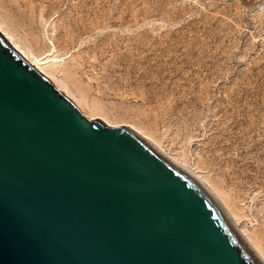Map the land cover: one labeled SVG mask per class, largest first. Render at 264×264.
I'll use <instances>...</instances> for the list:
<instances>
[{
	"label": "rangeland",
	"instance_id": "1",
	"mask_svg": "<svg viewBox=\"0 0 264 264\" xmlns=\"http://www.w3.org/2000/svg\"><path fill=\"white\" fill-rule=\"evenodd\" d=\"M0 25L193 173L264 264V0H0Z\"/></svg>",
	"mask_w": 264,
	"mask_h": 264
},
{
	"label": "water",
	"instance_id": "2",
	"mask_svg": "<svg viewBox=\"0 0 264 264\" xmlns=\"http://www.w3.org/2000/svg\"><path fill=\"white\" fill-rule=\"evenodd\" d=\"M0 264L263 263L192 173L0 36Z\"/></svg>",
	"mask_w": 264,
	"mask_h": 264
},
{
	"label": "bare ground",
	"instance_id": "3",
	"mask_svg": "<svg viewBox=\"0 0 264 264\" xmlns=\"http://www.w3.org/2000/svg\"><path fill=\"white\" fill-rule=\"evenodd\" d=\"M0 36L1 38L30 66L32 67L35 71H37L38 73H40L41 75H43L46 79H48V77L46 76V74H44V72L41 70V68L39 67L40 62L38 60H36V58L34 57H29V52L23 48H21V46L16 42L13 34L8 31L7 29L2 28V26L0 25ZM49 80V79H48ZM50 81V80H49ZM51 82V81H50ZM55 88L57 90H59L60 92H62L67 98H69L68 96V91L64 88H62L63 90H61L57 85H55L53 82H51ZM71 100V98H69ZM74 105L80 110L81 114L86 117L89 120H93V119H97L99 121H101L104 125L111 127V125L107 122H105L102 119L96 118L93 115H88L86 114L81 108L80 106L75 103V101L71 100ZM113 127V126H112ZM128 129H130L132 132H134L137 136H139L140 138L144 139L152 148H154L155 150H157L158 152H160L162 155H164L167 159H169L171 162L175 163L176 165H179L178 163H176L173 159L167 157L165 154H163L161 152L160 149H158L154 143L151 142V140H149L146 136H144L143 134H141L139 131L135 130L132 127H127ZM180 166V165H179ZM191 173V172H190ZM193 174V173H192ZM194 175V174H193ZM194 177L197 179V177L194 175ZM198 180V179H197ZM199 181V180H198ZM208 191V190H207ZM211 195V194H210ZM212 196V195H211ZM213 197V196H212ZM214 198V197H213ZM215 199V198H214ZM217 202V201H216ZM238 234L241 236V234L238 232ZM242 237V236H241ZM243 238V237H242ZM244 239V238H243ZM264 240V237H263ZM245 241V240H244Z\"/></svg>",
	"mask_w": 264,
	"mask_h": 264
}]
</instances>
